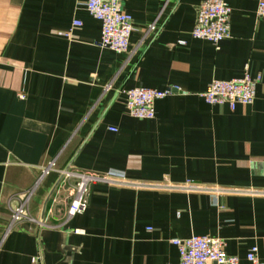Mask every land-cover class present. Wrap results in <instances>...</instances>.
Masks as SVG:
<instances>
[{
	"label": "crops",
	"instance_id": "1",
	"mask_svg": "<svg viewBox=\"0 0 264 264\" xmlns=\"http://www.w3.org/2000/svg\"><path fill=\"white\" fill-rule=\"evenodd\" d=\"M202 1L123 0L133 32L119 55L96 45L100 23L76 0H0V264H178L171 240L194 235L223 240L238 264L256 248L264 263V197L234 193L264 191V0H225L230 36L217 47L190 35ZM73 20L82 26L68 33ZM245 74L261 78L251 105L200 96ZM138 86L178 92L138 120L121 93ZM53 159L58 170L202 190L95 185L87 210L64 222L72 198L53 172L28 205L40 224L8 229Z\"/></svg>",
	"mask_w": 264,
	"mask_h": 264
},
{
	"label": "built area",
	"instance_id": "2",
	"mask_svg": "<svg viewBox=\"0 0 264 264\" xmlns=\"http://www.w3.org/2000/svg\"><path fill=\"white\" fill-rule=\"evenodd\" d=\"M123 0H76V3L86 10L89 16L100 23V38L96 45L102 49H108L116 54H126L129 48L130 35L133 32V22L129 15L122 10ZM231 9L225 0H204L197 7L194 26L191 37L211 43L215 47L230 36ZM257 19L264 20V1H260L256 9ZM81 22L73 20L70 31L80 28ZM157 26L153 22L148 26L147 33H156ZM184 46V41L177 42ZM260 76L255 78L245 74L242 78L221 81L213 80L205 92L200 96L208 105H223L233 111L237 104L251 105L255 98V88L260 82ZM110 84L104 87V92L110 90ZM178 89L167 87L164 89H152L138 86L132 89L122 90L125 112L138 120H151L154 117V103L168 96L175 95ZM113 130V129H111ZM56 172L60 177V183L69 190L71 202L68 205L64 222L76 215H82L88 207L89 188L99 185L108 188L150 187L156 190H186L200 191L202 188L194 186L131 184L124 173L109 170L104 173L78 171L69 167L58 170L56 159L50 160L40 168V174L33 186L23 193L20 201L11 209L8 229L21 222L40 224L34 219L28 210L29 202L40 183L51 173ZM239 196H262L263 190H234ZM171 244L179 253L178 264H238L236 256L225 252V243L219 238L208 236H191L185 240L174 239ZM249 264H264L256 256V248H252L246 254Z\"/></svg>",
	"mask_w": 264,
	"mask_h": 264
}]
</instances>
